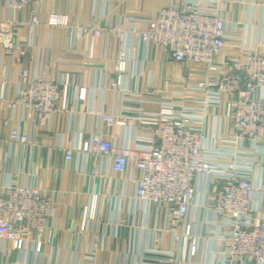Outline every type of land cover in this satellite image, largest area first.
Segmentation results:
<instances>
[{"label":"built area","instance_id":"built-area-1","mask_svg":"<svg viewBox=\"0 0 264 264\" xmlns=\"http://www.w3.org/2000/svg\"><path fill=\"white\" fill-rule=\"evenodd\" d=\"M44 2L0 0V6L27 8L30 15L23 22L0 19V45L9 61V72L0 75V128L9 127V142L34 144L22 119L30 118L38 129L48 126L54 113L70 109V74L56 80L43 70L32 72L28 65L32 41L15 37L21 23L32 34L36 31ZM228 4V0H170L148 19L147 28L132 26L130 43L120 46L116 77L108 86L123 100L139 104L119 113L99 112L103 123L128 130L129 139L119 140L101 127L90 128L64 151L68 160L75 151L104 157L114 172L126 174L136 199L164 212L165 225L157 228V238L170 232L185 262L188 254L201 249L202 235L195 234L190 215L204 189L203 206L212 215L207 220L210 234L224 264H264V182L257 179L264 161V40L252 42L245 32L231 27ZM49 24L70 26L69 14L52 12ZM115 29L122 30L96 20L76 26L78 35L92 37L91 57L97 38ZM140 42L163 47L174 61L198 66L203 73L167 88L123 87L132 52ZM10 66L17 67L15 75ZM8 83L14 84L11 95L5 92ZM145 94L159 96L156 108L143 104ZM19 110L25 118L11 125ZM91 173L104 176L96 168ZM56 208L52 195L34 182L11 178L0 184V242L10 241L19 250L34 244L40 252ZM94 217V210L86 209L82 228L87 218ZM149 253L144 264H173L174 251ZM95 260L96 250L79 264ZM0 264L21 263L0 255Z\"/></svg>","mask_w":264,"mask_h":264},{"label":"crops","instance_id":"crops-1","mask_svg":"<svg viewBox=\"0 0 264 264\" xmlns=\"http://www.w3.org/2000/svg\"><path fill=\"white\" fill-rule=\"evenodd\" d=\"M170 0H45L40 6L41 24L32 34L21 23L16 39L30 38L32 46L28 65L32 72L43 70L56 80L70 74L69 110L56 112L48 126L34 127V121L25 118L23 110L11 125L28 131L34 144L6 141L9 127L0 128V184L11 178L21 182H34L47 190L57 208L51 220V230L44 237L40 252L35 245L19 250L10 241L0 242V255L21 264H79L84 256L96 250L95 264H144L149 252L174 251L173 264H224L215 251L216 241L210 234L207 220L211 211L203 206L205 190L200 189L191 210L195 234L202 235L201 249L185 262L182 249L172 240L170 232L157 238V228L165 225V214L150 204L138 201L132 181L126 174L114 172L109 161L88 153L74 152L65 158L64 148L74 146L82 132L101 127L119 140H128V130L102 122L99 112L119 113L123 107H136L137 101L123 100L118 91L108 86L116 77L115 59L121 45L130 43V28H147L148 19L154 18ZM228 19L231 27L245 32L254 42L264 40V0H228ZM52 12L69 14L70 26L50 25ZM29 10H10L0 6V19L12 18L23 22ZM88 20L101 25L118 26L95 41V56L91 57L92 37L80 36L77 24ZM264 51V47L262 48ZM6 50L0 45V75L9 72ZM17 67L10 66V73ZM202 68L174 61L163 47L140 42L132 52L122 86L144 89L167 88L182 85L190 77L199 76ZM3 80L0 78V95ZM14 91L8 83L7 95ZM84 93V97H83ZM148 108H156L159 96L145 94ZM2 100L0 98V108ZM257 179L264 182V161ZM96 168L102 175H93ZM97 199L94 203V197ZM94 210L95 217L87 218L82 228L86 209ZM204 236V237H203ZM154 258L151 257V261Z\"/></svg>","mask_w":264,"mask_h":264}]
</instances>
